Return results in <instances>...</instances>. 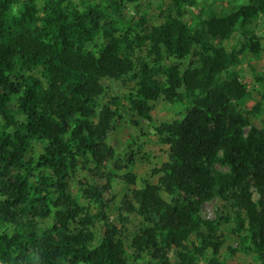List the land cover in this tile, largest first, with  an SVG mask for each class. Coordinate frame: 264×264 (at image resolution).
I'll use <instances>...</instances> for the list:
<instances>
[{
    "label": "trees",
    "instance_id": "obj_1",
    "mask_svg": "<svg viewBox=\"0 0 264 264\" xmlns=\"http://www.w3.org/2000/svg\"><path fill=\"white\" fill-rule=\"evenodd\" d=\"M209 1L160 0L151 24L126 17L140 0H0V264H228L229 236L264 264V108L237 69L264 54V0ZM161 102L152 182L111 136Z\"/></svg>",
    "mask_w": 264,
    "mask_h": 264
},
{
    "label": "rangeland",
    "instance_id": "obj_2",
    "mask_svg": "<svg viewBox=\"0 0 264 264\" xmlns=\"http://www.w3.org/2000/svg\"><path fill=\"white\" fill-rule=\"evenodd\" d=\"M250 0H210L207 4V11L217 14L226 15L232 13L236 8L246 5ZM139 8L134 6H128L126 9L127 19L138 20L143 16H147L151 24H159L161 22L160 16L162 14L160 0H140ZM205 4L200 1V6ZM249 28L255 30L260 36L264 44V17H260L253 21ZM240 37V36H239ZM238 41L227 44L228 48L236 45ZM242 75V80L247 84L250 90V96L247 100L248 105L255 106L258 102H263L264 108V90L257 82V77L264 80V54L254 55L248 52L242 57L240 66L237 68ZM123 86L116 83L112 86V89L108 93V97H119L123 101L126 100ZM107 98V99H109ZM125 104L127 102L125 101ZM174 110H172L165 103H157L154 105V110L151 113L153 122L147 118H141L135 114L133 120L124 115L123 122L124 127L118 129V131L111 136V143L115 148L120 149L119 154L125 152L126 146L129 145L132 151L138 156L139 162L137 163L135 173L138 176H143L145 179H149L152 182L156 181L153 170L158 164V155L161 154L159 139L155 133L154 124L164 122L167 119L173 117ZM138 123V125L135 124ZM218 172L226 174L229 173V168L222 166H216ZM122 186L117 187V192L121 190ZM120 199V198H119ZM120 203L118 202V205ZM222 207V203L219 199H215L205 204L202 209V215L207 219H216L217 211ZM111 219L114 223L119 224L117 214H112ZM237 247L236 240L229 236L227 242L221 249V260L227 259L228 264H254L253 260L243 254L239 256L231 255V248Z\"/></svg>",
    "mask_w": 264,
    "mask_h": 264
}]
</instances>
